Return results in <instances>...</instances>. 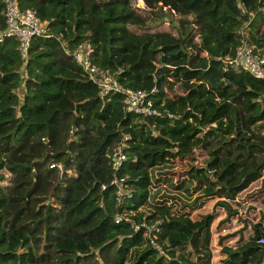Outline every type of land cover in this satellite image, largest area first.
<instances>
[{
	"label": "trees",
	"instance_id": "trees-1",
	"mask_svg": "<svg viewBox=\"0 0 264 264\" xmlns=\"http://www.w3.org/2000/svg\"><path fill=\"white\" fill-rule=\"evenodd\" d=\"M141 1L17 0L47 33L25 58L15 38L0 41V264H124L140 245L149 264H213L212 229L219 264H264V222L240 217L236 200L257 180L264 189V80L230 63L243 42L264 54V0ZM221 2L232 19L219 20ZM81 43L159 115L126 112L121 91L100 96L73 57ZM204 61L215 67L195 66ZM192 154L212 208L141 213L151 167ZM157 217L162 255L130 224Z\"/></svg>",
	"mask_w": 264,
	"mask_h": 264
},
{
	"label": "rangeland",
	"instance_id": "rangeland-1",
	"mask_svg": "<svg viewBox=\"0 0 264 264\" xmlns=\"http://www.w3.org/2000/svg\"><path fill=\"white\" fill-rule=\"evenodd\" d=\"M190 2L191 0H187L188 4H191ZM218 7L217 16L220 21H226L233 18L232 11L227 8L223 2H221ZM213 64L214 63H211L210 61H204L200 64H196L195 66L200 68L215 67ZM178 91L183 93L180 88L177 89V92ZM193 150L194 149L192 148L191 153H193ZM200 157H202L200 154H192L182 159H174L171 162L151 167L148 198L146 200V204L143 205L139 211L148 215L154 209L163 207L170 213L187 214L190 217H194L199 212L209 210L210 207L212 208L211 205H213L215 201V196L210 194V190L212 188L210 186H203L200 184L198 179L191 176L189 173V168L192 165L200 163ZM259 186L260 180H257L250 184V186L245 191L241 192L236 198V200L239 201L241 208L240 217L243 218L246 216L249 219V224L264 222V204L261 202L264 198V189L259 190ZM243 208H245V211ZM132 215L133 213H129L130 217ZM223 215L224 211L220 209L218 217ZM145 224L147 223L145 222ZM240 225L241 223H238L235 227H239ZM261 235L264 237V233ZM216 238V232L212 229L211 244L214 245L213 264H219V256L215 255L217 251V246L215 244ZM144 248V245L133 248L129 252L124 264H149L148 257L144 259L139 257V254L144 250Z\"/></svg>",
	"mask_w": 264,
	"mask_h": 264
},
{
	"label": "built area",
	"instance_id": "built-area-1",
	"mask_svg": "<svg viewBox=\"0 0 264 264\" xmlns=\"http://www.w3.org/2000/svg\"><path fill=\"white\" fill-rule=\"evenodd\" d=\"M4 7V28L0 31V41L3 38H15L17 41V48L21 58H25L28 43L31 37L46 35L45 26L40 22L39 18L32 10L26 9L21 11L18 8L17 0H3ZM137 6H142L141 0H134ZM92 49L88 43H81L77 45L73 52L74 59L81 65L88 73L90 80L99 87V95L104 96L110 92L121 91L124 93L122 103L124 110L129 113H136L143 116H158L159 113L151 108L149 102L145 100V94L140 91H133L129 89H121L114 78L106 70H99L90 63V53ZM230 63L241 70L250 73L253 77L264 80V54L253 51L250 45L241 43L235 50ZM152 91V90H151ZM124 159L122 145H117L112 149L110 166L113 170H117ZM121 181V180H120ZM120 181L113 180V183ZM119 191L126 194L127 192ZM128 220V217L116 215L115 221ZM158 217L152 223L139 224L130 223L133 230L140 227L144 228V237L147 239L150 247L156 251L157 254L162 255L163 250L155 242V233L158 231L159 224ZM259 244H264V237L260 236L256 240Z\"/></svg>",
	"mask_w": 264,
	"mask_h": 264
}]
</instances>
